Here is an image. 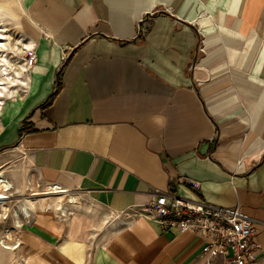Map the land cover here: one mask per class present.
<instances>
[{
    "label": "crops",
    "instance_id": "crops-1",
    "mask_svg": "<svg viewBox=\"0 0 264 264\" xmlns=\"http://www.w3.org/2000/svg\"><path fill=\"white\" fill-rule=\"evenodd\" d=\"M18 4L38 60L0 150L85 200L37 211L21 264H207L199 236L136 213L160 193L238 206L264 264V0Z\"/></svg>",
    "mask_w": 264,
    "mask_h": 264
},
{
    "label": "built area",
    "instance_id": "built-area-1",
    "mask_svg": "<svg viewBox=\"0 0 264 264\" xmlns=\"http://www.w3.org/2000/svg\"><path fill=\"white\" fill-rule=\"evenodd\" d=\"M37 60L34 43L25 49L24 63L31 68ZM47 186L48 190L58 186L64 193L67 192L66 188L56 183ZM10 188H0L6 195L4 199L10 197L7 194ZM136 213L156 221L164 230L177 229L179 233L199 236L203 240L201 255L207 264H213L218 257L223 258L224 264H261L258 230L238 206H218L174 193H160L149 204L140 206Z\"/></svg>",
    "mask_w": 264,
    "mask_h": 264
},
{
    "label": "rangeland",
    "instance_id": "rangeland-1",
    "mask_svg": "<svg viewBox=\"0 0 264 264\" xmlns=\"http://www.w3.org/2000/svg\"><path fill=\"white\" fill-rule=\"evenodd\" d=\"M0 0V3L12 10L10 15L5 13V8L0 6V30H3L5 37L0 38V42H6L7 48L6 53L8 54L12 63L16 66L24 64L26 72L23 77L28 78L26 75L29 73V67L24 63V54L21 47L23 42L29 39L26 36V27L23 24V15L22 10L19 8L18 0ZM17 1V2H16ZM4 18V19H3ZM3 49V48H1ZM2 51H0L1 53ZM25 88L18 87V92L5 106L4 113L0 118L1 121H4L6 112L10 103L14 100L20 99L24 93ZM0 172L3 173V178L5 183L2 187L3 190L9 189L7 194L12 195L9 198L4 200L3 205H7V209L3 208V205L0 204V264H21L20 254L18 251L19 238L18 233L21 230L22 226L27 224L37 211L46 210L56 213L57 216L66 217L72 211L80 206L85 205V200L79 195H72L75 197V201L69 202L70 198L68 192L63 193L59 198L54 192L56 189L48 190L47 184H45L37 174L29 167L24 166L20 160L19 155H17L11 148L7 147L3 150H0ZM23 180L22 188L16 187L20 179ZM53 188V187H52ZM1 193H4L0 190ZM28 196L37 197L38 200H44V202L54 203V206L51 209L41 207L40 202H38L35 209H29L28 215L21 210V206L25 204V198ZM58 197V198H57ZM57 204L62 208H57ZM18 221V225L15 222ZM10 235V236H9ZM16 247L5 248L6 244H16Z\"/></svg>",
    "mask_w": 264,
    "mask_h": 264
},
{
    "label": "bare ground",
    "instance_id": "bare-ground-1",
    "mask_svg": "<svg viewBox=\"0 0 264 264\" xmlns=\"http://www.w3.org/2000/svg\"><path fill=\"white\" fill-rule=\"evenodd\" d=\"M6 1L10 2L9 0H5L4 2ZM0 6L2 7V9L3 7L5 8L4 9L5 13L14 15V13H10L12 10L9 8V6L6 7L4 3H0ZM2 37H5V34L3 33V30H0V38ZM34 43H35L34 39L29 37L27 41L22 43L23 46L21 47V49L24 51L27 47L32 46ZM6 48H7L6 42H0V51H2L0 53V118L5 112L4 109L8 101H10L14 96H16V93L18 92V87H23L26 90L27 87L29 86V73L26 75L28 78L23 77L24 73H27L26 72L27 67L24 64L16 66L14 63H12L8 54L5 52ZM2 176H3V173L0 172V187H2L5 183V179ZM52 189L54 188L51 187V190ZM51 190H47V191H51ZM54 192L59 198L64 193L62 189H59V187H57V189ZM5 196L6 195L0 192V204L1 205L4 204ZM24 198L26 201H25V204L21 206V210L27 215L29 214L28 213L29 209L32 210L36 208L38 202H40L41 207H45L48 209H51L54 206V203L44 202V200H38L37 197L28 196ZM3 208H5L6 210L7 205H3ZM57 208L61 209L62 207L57 204ZM15 222L17 223L16 225H18V221L15 220ZM16 245L17 244H6L4 245V247L14 248L16 247Z\"/></svg>",
    "mask_w": 264,
    "mask_h": 264
}]
</instances>
